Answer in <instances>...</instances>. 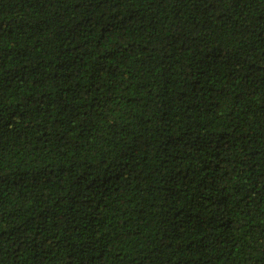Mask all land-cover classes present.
Returning a JSON list of instances; mask_svg holds the SVG:
<instances>
[{"label":"trees","instance_id":"16d2710c","mask_svg":"<svg viewBox=\"0 0 264 264\" xmlns=\"http://www.w3.org/2000/svg\"><path fill=\"white\" fill-rule=\"evenodd\" d=\"M0 264H264V0H0Z\"/></svg>","mask_w":264,"mask_h":264}]
</instances>
